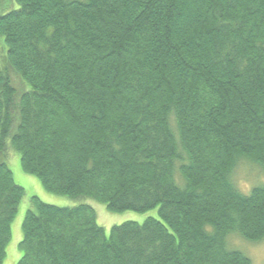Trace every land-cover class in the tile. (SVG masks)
<instances>
[{
	"label": "trees",
	"instance_id": "trees-1",
	"mask_svg": "<svg viewBox=\"0 0 264 264\" xmlns=\"http://www.w3.org/2000/svg\"><path fill=\"white\" fill-rule=\"evenodd\" d=\"M12 1L0 14V264L24 196L10 150L49 193L158 209L106 235L89 205L32 197L17 264H250L225 238L264 239V181L247 195L230 182L239 158L264 178V0Z\"/></svg>",
	"mask_w": 264,
	"mask_h": 264
},
{
	"label": "rangeland",
	"instance_id": "rangeland-1",
	"mask_svg": "<svg viewBox=\"0 0 264 264\" xmlns=\"http://www.w3.org/2000/svg\"><path fill=\"white\" fill-rule=\"evenodd\" d=\"M14 8H17V5L12 0H6L5 4L2 0L0 1V14H4L6 11ZM2 54L3 49L0 44V55ZM11 83L16 93L24 90V85L15 75H11ZM5 162L12 172L14 183L23 188L24 196L10 225L11 237L6 246L5 258L2 264H17L22 255L18 249V244L22 239L21 223L25 212L29 208V201L32 197H37L42 203L60 208H72L81 204L89 205L95 212L97 225L104 230L106 235L109 234L112 226L125 222L141 224L147 218L158 219V209H152L144 213H112L106 209L104 204L89 199L72 200L64 196L49 193L43 189L40 181L35 176L22 171L17 153L10 150ZM174 178L179 186H183L184 181L179 177L178 173H175ZM263 181L264 178L261 169L256 164L244 158H239L230 172L231 184L243 195L249 194L252 188L260 186ZM225 247L227 250L242 253L250 260V264H264V239L259 242H248L237 234H230L225 238Z\"/></svg>",
	"mask_w": 264,
	"mask_h": 264
}]
</instances>
